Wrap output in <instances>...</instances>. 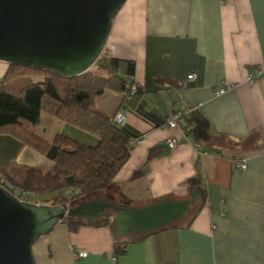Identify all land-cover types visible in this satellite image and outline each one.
<instances>
[{
  "label": "crops",
  "instance_id": "crops-1",
  "mask_svg": "<svg viewBox=\"0 0 264 264\" xmlns=\"http://www.w3.org/2000/svg\"><path fill=\"white\" fill-rule=\"evenodd\" d=\"M104 52L123 61L122 74L125 62H133L139 92L124 101L105 91L94 106L123 114V126L137 140L111 186L96 197L120 206L190 199L191 208L153 233L127 237L115 232L114 213L106 215L109 225L76 232L58 223L41 237L37 264H264V76L247 81L250 69H264V0H126ZM191 72L195 77L188 80ZM177 113V126L170 128L166 122ZM57 123L50 140L59 132L95 142ZM32 131L38 134L37 126ZM156 145L165 151L147 161ZM24 148L41 154L25 146L15 160ZM10 149L17 142L0 137V165L10 163ZM32 159V165L18 163L52 169L47 158L45 167ZM236 159H244L246 168L235 167ZM114 237L126 241L124 253L115 254ZM76 251L87 255L76 258Z\"/></svg>",
  "mask_w": 264,
  "mask_h": 264
},
{
  "label": "trees",
  "instance_id": "trees-1",
  "mask_svg": "<svg viewBox=\"0 0 264 264\" xmlns=\"http://www.w3.org/2000/svg\"><path fill=\"white\" fill-rule=\"evenodd\" d=\"M123 61L103 53L95 62L99 72L92 68L75 77H60L46 70L8 65L0 78V137L17 142V149H10V163L0 165V185L14 194L40 196L52 195L69 189L68 203L80 202L106 191L114 176L126 163L133 137L123 122L113 115L98 111L94 102L105 91L120 93L122 100L129 101L139 92L133 81V62L126 61L125 74L118 66ZM106 70L108 75L102 72ZM15 89L16 93L12 90ZM41 115H50L94 137L92 144L78 141L57 132L53 139H45L32 131ZM4 146L12 148L5 142ZM29 146L52 162V169L42 171L33 166L13 162L18 151ZM164 145L149 150L147 161L161 155ZM141 171L134 177L139 176ZM65 217L68 231L76 232L85 225H109V218L84 221ZM113 224V223H112ZM115 225V224H113ZM115 232H117L115 228ZM115 254L125 252L126 241L114 237Z\"/></svg>",
  "mask_w": 264,
  "mask_h": 264
},
{
  "label": "water",
  "instance_id": "water-1",
  "mask_svg": "<svg viewBox=\"0 0 264 264\" xmlns=\"http://www.w3.org/2000/svg\"><path fill=\"white\" fill-rule=\"evenodd\" d=\"M126 0H0V61L75 77L89 70L106 46ZM191 200L163 198L120 206L100 196L52 205L17 198L0 185V264H37L33 245L65 217L96 221L114 213L122 236L149 234L185 217ZM106 209V210H105Z\"/></svg>",
  "mask_w": 264,
  "mask_h": 264
},
{
  "label": "rangeland",
  "instance_id": "rangeland-1",
  "mask_svg": "<svg viewBox=\"0 0 264 264\" xmlns=\"http://www.w3.org/2000/svg\"><path fill=\"white\" fill-rule=\"evenodd\" d=\"M103 54L105 55L104 51H103ZM6 64L7 63L0 61V78L4 75V73L6 71V69H5ZM91 68L93 71H96V72L100 71L98 69L99 68L98 65L94 64ZM102 73L104 75H108V72H106V70H104ZM12 92L17 94V91L15 89H13ZM44 116H47L46 118H48V119L46 121L42 120L40 123H38L39 122L38 121L37 122L38 124H36L35 126H37L38 134L42 135L45 139H49L48 137L50 136L52 131L54 129H58V126H57L58 123L57 122H59V124H61L62 121H60L57 118L50 116V115H44ZM49 118H52V119H49ZM54 122H56V123H54ZM44 129H47L46 133H44ZM88 136H91V135H88ZM92 138H94V137L92 136ZM34 156H37L39 158V160H40L39 163H44V164H40L42 167L46 166L45 156L43 157L41 154L39 155V153L34 152L30 148H24L23 151L21 152V154L18 156L17 160H15V162L16 163H18V162L23 163L24 162L26 164L32 165L33 163L36 162L34 159H32V157H34ZM14 195L21 200H27L31 203L52 205V204L56 203V200L58 197H60V199H63L65 202H67L68 201L67 198L70 195V191H69V189H62L55 194L40 196L39 198H37V197H34L33 195L22 194L20 191L15 190ZM91 197H94V195H92ZM109 214L111 216H113V212H109ZM59 223L65 224L63 222V220L60 221ZM41 240L42 239L40 237V239H38L32 247L35 257H36V255H37V257H39L38 249H39V245H40ZM42 251L46 253L45 248H43V247H42ZM35 259L37 260V258H35ZM36 262L38 263V260Z\"/></svg>",
  "mask_w": 264,
  "mask_h": 264
},
{
  "label": "built area",
  "instance_id": "built-area-1",
  "mask_svg": "<svg viewBox=\"0 0 264 264\" xmlns=\"http://www.w3.org/2000/svg\"><path fill=\"white\" fill-rule=\"evenodd\" d=\"M264 76V69L263 68H260V67H254L252 69L249 70L248 72V75H247V81L248 83L250 84H253L254 82H256V80L260 77ZM195 77L194 73H189L188 76H187V79L188 80H191ZM135 86H132L131 87V92H133L135 90ZM226 90L224 87H220L217 89V93L218 94H222L224 93ZM180 118V114H173L166 122L167 126H169L170 128H174L177 126V120ZM114 119L117 121V122H124L125 120V116L121 113H117L114 117ZM137 140V138L135 139ZM176 143V140L175 139H170L168 140V143L167 145L169 147H173L174 144ZM235 167L237 168H240V169H245L246 168V164H245V161L244 159H236L235 161ZM87 255L86 252L84 251H76L74 252V256L76 258L78 257H85Z\"/></svg>",
  "mask_w": 264,
  "mask_h": 264
},
{
  "label": "flooded vegetation",
  "instance_id": "flooded-vegetation-1",
  "mask_svg": "<svg viewBox=\"0 0 264 264\" xmlns=\"http://www.w3.org/2000/svg\"><path fill=\"white\" fill-rule=\"evenodd\" d=\"M95 197H96V196H94L93 198L91 197V198H89V199H94ZM105 210H106V209H105ZM106 212L109 213V212H111V210H108V209H107ZM102 218H109V217H108V216H104V217H102ZM99 219H100V218H99ZM97 220H98V219H97Z\"/></svg>",
  "mask_w": 264,
  "mask_h": 264
},
{
  "label": "bare ground",
  "instance_id": "bare-ground-1",
  "mask_svg": "<svg viewBox=\"0 0 264 264\" xmlns=\"http://www.w3.org/2000/svg\"><path fill=\"white\" fill-rule=\"evenodd\" d=\"M102 53H103V52H102ZM102 53H101V54H102Z\"/></svg>",
  "mask_w": 264,
  "mask_h": 264
}]
</instances>
